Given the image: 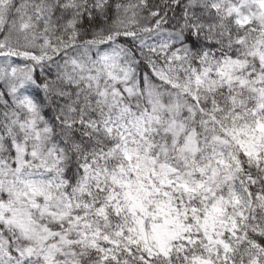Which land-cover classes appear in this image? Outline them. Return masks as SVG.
Instances as JSON below:
<instances>
[{
	"label": "snow or ice",
	"instance_id": "snow-or-ice-1",
	"mask_svg": "<svg viewBox=\"0 0 264 264\" xmlns=\"http://www.w3.org/2000/svg\"><path fill=\"white\" fill-rule=\"evenodd\" d=\"M0 264H264V0H0Z\"/></svg>",
	"mask_w": 264,
	"mask_h": 264
}]
</instances>
